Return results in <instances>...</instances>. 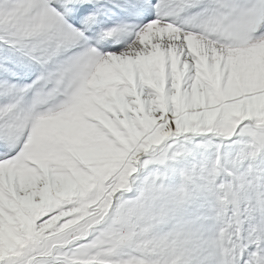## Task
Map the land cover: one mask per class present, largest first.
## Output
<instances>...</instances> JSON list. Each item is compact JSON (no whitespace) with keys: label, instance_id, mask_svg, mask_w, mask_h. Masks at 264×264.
I'll return each mask as SVG.
<instances>
[{"label":"snow or ice","instance_id":"obj_1","mask_svg":"<svg viewBox=\"0 0 264 264\" xmlns=\"http://www.w3.org/2000/svg\"><path fill=\"white\" fill-rule=\"evenodd\" d=\"M0 264H264V0H0Z\"/></svg>","mask_w":264,"mask_h":264}]
</instances>
